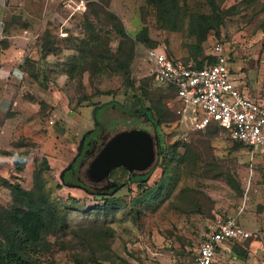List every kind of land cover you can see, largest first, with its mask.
I'll return each instance as SVG.
<instances>
[{"label":"rangeland","instance_id":"rangeland-1","mask_svg":"<svg viewBox=\"0 0 264 264\" xmlns=\"http://www.w3.org/2000/svg\"><path fill=\"white\" fill-rule=\"evenodd\" d=\"M72 1L8 0L4 8L6 18H17L8 22L12 30L26 21L36 37L6 87L18 101L5 115L15 118L14 131L5 138L0 132V151H29V161L17 172L12 157L0 154V210L13 205L2 180L30 189L39 170L48 201L66 217L36 248L54 264H183L211 223L228 218L253 235L229 253L221 250L217 264H249L251 244L264 240V154L250 160L215 126L181 135L178 104L153 80L144 48L203 62L212 43L222 41L232 72L239 75V68L246 85L259 83L264 93V0H216V10L206 0H174L172 15L155 0H86L84 12L69 16L64 3ZM210 19L218 24L204 33ZM136 109L154 123L159 118L155 133L167 155L181 142L157 188L142 195L159 181V160L141 186L113 170L109 179L121 186L105 195L85 191L68 173L62 179L83 161L78 152L89 135L133 127ZM105 197L114 205L104 209Z\"/></svg>","mask_w":264,"mask_h":264},{"label":"built area","instance_id":"built-area-1","mask_svg":"<svg viewBox=\"0 0 264 264\" xmlns=\"http://www.w3.org/2000/svg\"><path fill=\"white\" fill-rule=\"evenodd\" d=\"M64 4L69 16L84 12L87 6L86 0ZM144 50L153 80L173 89L181 135L185 137L218 124L233 141L245 146L250 160L253 161L257 153L264 154V103L249 96L236 79L222 41L212 44L208 58L200 67L194 61L173 58L159 47ZM250 236L252 233L233 218L215 219L209 226L207 238L191 255V260L183 264H213L217 250L224 244Z\"/></svg>","mask_w":264,"mask_h":264},{"label":"trees","instance_id":"trees-1","mask_svg":"<svg viewBox=\"0 0 264 264\" xmlns=\"http://www.w3.org/2000/svg\"><path fill=\"white\" fill-rule=\"evenodd\" d=\"M155 1L164 4L168 14L172 15V11L174 10V4H172V2L174 3V0ZM206 1L213 10H216V0ZM216 24H218V22L215 19H210V22H207L206 26L203 28V32L206 33L208 30L213 29ZM117 31L121 34L124 33L119 28H117ZM201 40L202 39L199 41ZM207 58L208 57L206 56L205 59ZM195 62L199 67L203 64L201 61ZM168 89L174 95L173 89ZM137 110L138 109L135 110V113L138 112ZM144 111H147V109ZM176 118L178 120V116H176ZM159 123V118H156L154 123L155 127H157ZM212 126L221 128L218 124H211L206 128ZM180 143V141L173 143L168 155L162 146L159 147V163L162 166L161 176L159 181L152 187L146 189L144 188L142 195H145V193H147V191L151 188H157L162 182L165 176V171L167 170L169 163L172 160L173 155L176 153ZM234 143L236 148L245 149V146L241 142L234 141ZM0 154L13 157V165L17 172H22L24 170V167L29 159V151H21L17 153L0 151ZM46 162L47 161L45 159L42 160L43 164H46ZM118 168L124 170L128 174L130 177L129 182H135L138 180V186H141V182L144 181L143 177H132L131 173H129L126 169L121 167H117L115 169ZM40 172L41 171L39 170L33 171L32 187L30 189L22 188L18 182H11L6 179L2 180V186L9 189L11 193L13 205L10 209L0 210V264H54L52 260L40 257L36 248L41 247L42 244H46L44 236L51 233L56 224L64 221L66 217L65 214H59L55 211L54 207L48 201L45 193L43 192L44 181L41 179ZM118 185L121 184L119 183ZM82 188L85 191H89V189L85 187ZM107 193L108 192H93L95 195H105ZM135 197L132 200L138 198ZM112 205H114L113 199L105 197L103 208L106 209Z\"/></svg>","mask_w":264,"mask_h":264},{"label":"water","instance_id":"water-1","mask_svg":"<svg viewBox=\"0 0 264 264\" xmlns=\"http://www.w3.org/2000/svg\"><path fill=\"white\" fill-rule=\"evenodd\" d=\"M159 147L155 124H152L151 129L133 126L107 132L85 164L83 180L95 189L94 192L102 193L111 189L112 193L121 186L109 179L113 169L121 167L131 173L132 177H145L158 163ZM72 166L61 174L62 179Z\"/></svg>","mask_w":264,"mask_h":264},{"label":"crops","instance_id":"crops-1","mask_svg":"<svg viewBox=\"0 0 264 264\" xmlns=\"http://www.w3.org/2000/svg\"><path fill=\"white\" fill-rule=\"evenodd\" d=\"M7 2L8 0H0V112L1 113L4 112V126L3 125L0 126V132H3L4 130V138L7 136H10L11 133H13L14 130L12 128H13L14 119H15V118H7L5 117V115L7 111L10 109L12 102L15 105L17 104V101H18V100L12 101L13 97H11L8 94L6 87L8 86V83L14 82V77H16L20 71L19 70L20 62H24L25 58H27L26 56H28V51H29L27 48L30 47L32 43V38L36 37V35L32 36L29 28L25 26L26 21H23L25 22V24L24 26L21 27V29L18 28L15 31L10 28L8 22L14 19H17V18H15L13 15H11L9 18H6L4 16V8L7 4H10ZM207 54L208 53H206V56ZM178 59H181V58H178ZM231 66H234V65H232L231 63ZM231 70L233 72L234 71L236 72V70H234V67H231ZM240 71L241 70L238 68V72L240 74L239 75L234 74V76L243 85L246 93L252 98L259 99L262 101V103H264V93H262L263 91H261L260 89L261 84L255 83L254 81H252L251 85L249 84L246 85V83L242 80L243 73L241 74ZM2 86H4V90L1 89ZM2 91H4V94H2ZM28 104L31 105L30 101H27V104L26 105L23 104V105H25L26 108H28ZM12 166H14L13 157H12ZM249 238L245 240L240 239V240H235V241H229L228 243L224 244L223 248H220L217 250V254L215 256V260L213 264H217L216 257L220 254L221 250H224L229 253L231 251L230 245L241 244L242 242L248 240ZM263 243H264V240L257 239L254 241V243L251 244L250 248H253V249L255 248L256 253H255V256H252L247 259L248 261H250L249 264H264V245Z\"/></svg>","mask_w":264,"mask_h":264},{"label":"flooded vegetation","instance_id":"flooded-vegetation-1","mask_svg":"<svg viewBox=\"0 0 264 264\" xmlns=\"http://www.w3.org/2000/svg\"><path fill=\"white\" fill-rule=\"evenodd\" d=\"M133 118L138 121V124L134 126L139 127V128L150 129L152 124H154L152 118L146 114L135 113L133 114ZM104 134H105V131L102 128H99L98 132H95L92 135H89V137H87L88 140H86L85 142L81 144V147L78 152V157L82 155L83 158L82 157L81 158L83 161H81L77 165L72 166V168L66 172L72 175L74 179L76 180V182L81 184L82 187H85L90 190H95V189L89 184L85 183V181L82 178V171L87 161L93 156L96 149L99 147L100 143L102 142ZM110 191L111 189L104 191V192H110Z\"/></svg>","mask_w":264,"mask_h":264}]
</instances>
